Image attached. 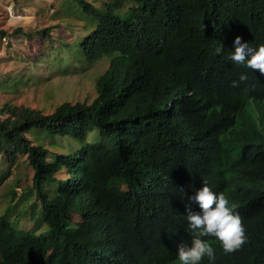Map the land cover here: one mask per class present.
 I'll list each match as a JSON object with an SVG mask.
<instances>
[{"label": "trees", "instance_id": "obj_1", "mask_svg": "<svg viewBox=\"0 0 264 264\" xmlns=\"http://www.w3.org/2000/svg\"><path fill=\"white\" fill-rule=\"evenodd\" d=\"M259 1L60 3L54 15L67 32L74 27L72 18L82 28L78 38L59 34L60 45L75 47L77 59L88 66L102 57H109V65L96 80L91 102L65 100L50 113L0 105V157L11 164L25 154L30 173V186L19 199L23 207L14 202L0 214V264H101L99 241L89 229L109 221V213L115 219L112 210L118 206L131 213L133 195L151 179L152 172H146L165 160L155 157L175 153L165 112L170 101L183 99L181 79L208 64L205 54L227 59L235 34L224 17L256 13ZM50 28L39 32L51 37ZM1 37H7L4 30ZM59 138L77 148L48 152L45 139ZM63 167L68 168L64 178L57 176ZM22 218L29 226H22Z\"/></svg>", "mask_w": 264, "mask_h": 264}, {"label": "clouds", "instance_id": "obj_2", "mask_svg": "<svg viewBox=\"0 0 264 264\" xmlns=\"http://www.w3.org/2000/svg\"><path fill=\"white\" fill-rule=\"evenodd\" d=\"M225 16L227 59L181 79L166 131L175 153L155 161L131 213L91 230L101 264H264V0ZM111 211V212H112ZM78 221V220H76Z\"/></svg>", "mask_w": 264, "mask_h": 264}, {"label": "rangeland", "instance_id": "obj_3", "mask_svg": "<svg viewBox=\"0 0 264 264\" xmlns=\"http://www.w3.org/2000/svg\"><path fill=\"white\" fill-rule=\"evenodd\" d=\"M62 1L0 0V30L7 34L0 38V105L8 102L50 113L62 101L91 102L95 98L96 80L108 68L109 57L88 66L84 60L77 59L75 47L60 45L59 34L73 39L82 36L80 21L77 23L72 18L74 27L67 32L65 22L61 25L59 16L54 15ZM45 27H51V37L39 32ZM17 28L23 34L12 35ZM14 81L15 87H11ZM39 141L38 137L34 139ZM44 143L48 152L68 153L77 148L70 139L53 142L45 139ZM0 172L4 175L0 182V214L14 202L15 208H22L20 196L30 186L25 154H19L11 164L0 157ZM67 173L68 168L63 167L57 176L64 178ZM73 220H78V216ZM21 222L22 226H29L24 218Z\"/></svg>", "mask_w": 264, "mask_h": 264}]
</instances>
